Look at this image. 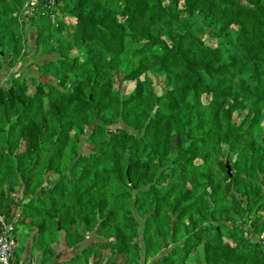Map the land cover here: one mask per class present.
<instances>
[{
  "label": "trees",
  "instance_id": "obj_1",
  "mask_svg": "<svg viewBox=\"0 0 264 264\" xmlns=\"http://www.w3.org/2000/svg\"><path fill=\"white\" fill-rule=\"evenodd\" d=\"M31 2L0 0L14 263L94 232L57 264H264V0Z\"/></svg>",
  "mask_w": 264,
  "mask_h": 264
},
{
  "label": "rangeland",
  "instance_id": "obj_2",
  "mask_svg": "<svg viewBox=\"0 0 264 264\" xmlns=\"http://www.w3.org/2000/svg\"><path fill=\"white\" fill-rule=\"evenodd\" d=\"M33 1V0H32ZM43 28L44 25H42ZM47 26V25H46ZM27 34H28V37H29V46L31 47L32 49V52L30 53V57L27 58V64H29L32 60H35V31L30 28L27 29ZM16 71H18L17 74H15L16 77L18 78H25L27 75H28V72H27V69H17ZM8 73H11V70L8 66H6V71L4 73L5 77L7 76ZM5 86H7L9 83L5 80L3 83H1ZM135 88V84H130L129 88H128V93H131ZM82 153L85 154V155H89L90 154V151H89V148L88 146H83L82 148ZM228 173L231 174V169H230V166L228 165ZM31 238L27 241L26 243V246H27V249H31ZM95 240H98V235H96V233H90L87 235V238H86V241L83 242L82 244H79L78 246L74 247L73 248V253L70 252L67 253V255H62V252L64 251V248L66 249V244H65V241L63 238H61L60 242L58 244L55 245V248L57 249V254L61 257V258H57L55 259V261L57 263H60L62 261H66V260H69L71 259L72 257H75L78 253H80L82 250H84V248H86L88 245H90L93 241ZM24 243V242H22ZM26 249V250H27ZM72 250V249H70ZM62 255V256H61ZM31 258V255H29V259ZM157 258V257H156ZM155 260V258L151 259L149 264H152L153 261ZM56 263V264H57ZM188 264H205L204 263V258L202 257V254L200 252H197L195 253L188 261Z\"/></svg>",
  "mask_w": 264,
  "mask_h": 264
},
{
  "label": "built area",
  "instance_id": "obj_3",
  "mask_svg": "<svg viewBox=\"0 0 264 264\" xmlns=\"http://www.w3.org/2000/svg\"><path fill=\"white\" fill-rule=\"evenodd\" d=\"M42 0H33L27 5L26 15L31 14V9L37 6ZM264 245V235L260 237ZM19 248V238L16 233V226L9 223L5 216L0 214V264H16L14 258Z\"/></svg>",
  "mask_w": 264,
  "mask_h": 264
},
{
  "label": "crops",
  "instance_id": "obj_4",
  "mask_svg": "<svg viewBox=\"0 0 264 264\" xmlns=\"http://www.w3.org/2000/svg\"><path fill=\"white\" fill-rule=\"evenodd\" d=\"M66 247V246H65ZM27 249V246H26ZM25 249V253L23 254V260L26 264H41V259H42V255L41 253H36L34 258L31 260V258L29 259V255H31L32 253V244H31V249ZM58 252V251H57ZM70 252L73 253V249L70 250L66 247V249L64 248V251L62 252V255H67V253L70 254ZM61 255V256H62ZM57 258H61L58 254L54 257H51L48 261V264H56L57 262L55 261V259Z\"/></svg>",
  "mask_w": 264,
  "mask_h": 264
}]
</instances>
